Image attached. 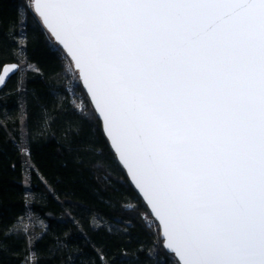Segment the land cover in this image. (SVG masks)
<instances>
[{
	"label": "snow or ice",
	"instance_id": "1",
	"mask_svg": "<svg viewBox=\"0 0 264 264\" xmlns=\"http://www.w3.org/2000/svg\"><path fill=\"white\" fill-rule=\"evenodd\" d=\"M37 8L75 57L167 247L184 264H264V0Z\"/></svg>",
	"mask_w": 264,
	"mask_h": 264
},
{
	"label": "trees",
	"instance_id": "2",
	"mask_svg": "<svg viewBox=\"0 0 264 264\" xmlns=\"http://www.w3.org/2000/svg\"><path fill=\"white\" fill-rule=\"evenodd\" d=\"M65 54L32 3L0 0V74L25 63L0 90V264H179Z\"/></svg>",
	"mask_w": 264,
	"mask_h": 264
},
{
	"label": "water",
	"instance_id": "3",
	"mask_svg": "<svg viewBox=\"0 0 264 264\" xmlns=\"http://www.w3.org/2000/svg\"><path fill=\"white\" fill-rule=\"evenodd\" d=\"M32 8L34 10V12L36 13V15L39 17V19L41 20L42 24L44 25V27L48 30V32L51 34V36L54 38V41L65 51V53L67 54V56L70 58V60L72 61L75 70L78 72L79 74V79L81 81V84L86 92V94L88 95L93 108L96 111V114L98 116V118L100 119L102 126H103V131L106 135V137L109 140L110 146L112 148V150L114 151V153L116 154L117 160L119 161L120 165L124 168L131 184L133 185V187L135 188V190L138 192V194L140 195V197L143 199L144 203L147 205L148 209L150 210V213L152 215V217L157 221V223L159 224L160 227V231H161V237L163 239V246L166 249V251L172 255H174L175 259L178 261L179 264H184L183 260L181 259V257L179 256L178 253H173V251L171 249H169L167 247L168 244V240H167V233L165 230V226L163 221L160 219L159 216L156 215L155 209L153 208L151 202L149 201L148 197L145 195L144 191L141 189L140 185L137 183L136 179L133 176L132 171L129 169L128 165L124 162V160L121 158V154L119 152V150L117 149L116 144L113 142V139L110 135H108V125H107V121L104 119V115L101 112V110L99 109V107L96 106V100L95 97L92 95V92L87 84V82L84 79V74L83 72L80 70V68H78L76 66V60L75 57L72 55V53L69 51V49L63 44L61 43V41L56 37L55 33H53L51 31V29L48 28L47 24L43 22V17L40 15V11L37 8V0H32ZM20 70V64H8L6 66L3 67L2 72L0 74V90L4 88V86L7 84V82L14 76L16 75Z\"/></svg>",
	"mask_w": 264,
	"mask_h": 264
},
{
	"label": "rangeland",
	"instance_id": "4",
	"mask_svg": "<svg viewBox=\"0 0 264 264\" xmlns=\"http://www.w3.org/2000/svg\"><path fill=\"white\" fill-rule=\"evenodd\" d=\"M31 3H32V0H28V6H31ZM25 65V63H24V60H20V66H21V68L23 67ZM24 221H26L25 222V224L26 225H34L35 224V221L32 219H26V220H24Z\"/></svg>",
	"mask_w": 264,
	"mask_h": 264
},
{
	"label": "built area",
	"instance_id": "5",
	"mask_svg": "<svg viewBox=\"0 0 264 264\" xmlns=\"http://www.w3.org/2000/svg\"><path fill=\"white\" fill-rule=\"evenodd\" d=\"M65 56H66V64L68 65V67H69V65L71 66V71H69V73L71 74V76H73V75H75V73L77 72L76 70H75V68H74V65H73V63H72V61L70 60V58L67 56V54H65Z\"/></svg>",
	"mask_w": 264,
	"mask_h": 264
}]
</instances>
